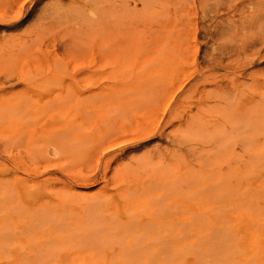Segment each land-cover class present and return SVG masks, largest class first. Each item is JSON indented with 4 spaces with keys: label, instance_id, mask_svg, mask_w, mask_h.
Returning <instances> with one entry per match:
<instances>
[{
    "label": "rangeland",
    "instance_id": "374dc122",
    "mask_svg": "<svg viewBox=\"0 0 264 264\" xmlns=\"http://www.w3.org/2000/svg\"><path fill=\"white\" fill-rule=\"evenodd\" d=\"M45 3H48L47 0L37 2L34 11L28 12L24 17L29 0H0V25L4 26L0 29V47H5L9 41H15L12 44L17 52L16 58H13L12 62L9 61V64L0 63V118H3L0 119V190L5 188V191L2 190L3 198L0 197V236L2 229L5 232L4 239H1L0 254L6 257L1 259L0 264H23L24 260L29 261L31 257L33 264H41L43 260L49 264H108V261L113 264V259L119 257L123 262L131 263L136 259L133 262L139 263L146 258H160V255L173 258L172 264H225V261L227 264L234 261L233 264H239L241 260V264H264V123H259L261 126L258 123L240 126L237 140L232 141L233 143L228 140L219 143L220 150L214 148L213 144L216 143L194 141L181 138L178 133H166L174 129V126L193 110L194 95L187 93L181 102L176 100L180 96L179 93L184 92L197 78L204 63V39L199 32L201 12L152 13L150 16L156 14L157 18L149 17L139 22L137 29H134L137 31L130 32L133 36L128 35L133 37H129V43L126 31L118 29L116 24L113 25V19H108L111 23V26L107 24L109 27L106 25L108 22L104 23L103 19L108 16L106 13L99 17V29L97 25L89 26L90 29L94 28L91 30L95 31V37L94 31L90 32L87 26L90 36L87 33L82 35L84 39L81 36L77 38V42L70 43L62 35L64 31L53 30L52 34L50 31H38L33 34L30 32L41 30V23L45 21L48 13L41 11ZM45 13L46 15H43ZM86 13L87 18H95ZM85 16L82 13L78 20L87 22ZM21 18L24 20L20 21ZM63 24L69 25V22ZM100 29L104 31V35H101L103 31L100 34ZM97 31L99 33H96ZM81 41H84L83 44ZM29 42L31 44L28 45ZM20 44L25 47L18 53ZM105 47H110V50ZM162 52L164 54H161ZM154 61L157 63H152ZM211 72L225 73L215 69ZM205 74L209 75V79L213 78L209 72ZM145 79L147 81L143 83ZM149 83L153 87L150 86L149 89L148 86L147 89L153 95L144 92V85ZM141 86L144 91L139 89H142ZM135 91H140V94ZM143 92L150 96H145ZM136 94H139V97L144 95L142 99L139 98L140 102L138 96H134ZM7 108L10 110L7 111ZM22 110L24 113H21ZM209 114L207 119L211 121ZM40 116L47 120L45 124H42ZM252 133L254 135L251 137ZM157 172L158 174H155ZM153 175L158 176V179L159 175L163 176H160L159 184L158 180L152 179ZM231 179L237 182L236 191L235 188L226 186V182ZM167 180L175 185L172 186L171 208L164 209L166 214L173 216L179 231L174 239L175 252L168 251L166 254L167 251L164 250L160 254L148 253L145 248H140L141 242L148 239L147 236L145 233L137 235V232H134L136 237L133 230L142 225L148 227L147 216L149 209L156 204L155 196L163 193L164 189L171 188V185L166 183ZM214 181L217 183L214 184ZM141 183L145 185L139 191L137 186ZM154 185L157 188H154ZM217 188L219 191H216ZM220 191L223 193H219ZM216 193L218 195H215ZM96 197L98 198L95 199ZM80 204L88 207L91 204L90 207L95 206V209L97 207V210H101L97 213L92 208L91 212L96 220L93 216L90 220L89 214L86 221L93 222L88 223L92 232L87 231L85 234L87 237L92 234L95 243L89 237L85 247L80 242L75 246L70 242L71 239H63L62 247L56 251L60 244L56 247V243L51 241L54 243L51 246V242L48 241V244L46 239L58 238L71 232L72 223L76 226L79 224L77 210ZM3 205L7 209L2 211L5 209ZM68 206H73V209L69 210ZM33 211L44 213L45 218H42L43 215L40 219L38 217L37 222L35 221L36 227L32 225L35 231L30 234L32 237L29 244L26 245L24 240H21V244H25H22L23 247L20 246V240L17 242L15 238H26V213ZM74 217L78 222L72 221ZM22 219L26 224L21 222ZM99 220H102L100 224ZM132 220L134 224L136 222L135 226ZM111 221L114 223H110ZM105 222L106 230L103 227ZM95 223L98 231L95 229ZM75 225L73 224V228ZM121 226L124 229H121ZM120 230L123 231L117 232ZM63 231L64 233H61ZM126 236L131 239L130 246L126 243ZM66 242L72 243L73 246ZM63 243L68 248H65ZM44 244L48 245V248ZM41 246L45 250L41 252L43 256L40 253ZM28 247L30 254L28 253L26 258ZM33 249L37 250V257L31 253ZM49 249L51 253H48ZM126 255L132 257V260L128 256L125 259ZM11 257L14 258L13 261ZM34 259L38 261L34 262Z\"/></svg>",
    "mask_w": 264,
    "mask_h": 264
},
{
    "label": "bare ground",
    "instance_id": "6f19581e",
    "mask_svg": "<svg viewBox=\"0 0 264 264\" xmlns=\"http://www.w3.org/2000/svg\"><path fill=\"white\" fill-rule=\"evenodd\" d=\"M43 2L44 0H29V5L26 7L25 9V15H23L24 17L27 15L28 12H32L35 9V4L37 2ZM48 3H45L41 9L42 12H48L47 15L46 13L43 15H46L45 17V21H43V23H41L39 21V24L41 23V30H30V32L33 33H37L38 31H53V30H57V32H61L64 31L62 33V35H64L66 37L67 40L70 41V43H73L74 41L77 42V38L81 37L82 35L87 34L91 29L90 27H94L95 25H97L96 27L98 28V25L101 24L99 17L102 14H108L107 17H105V19H103L104 23L108 22V19H113V21H115V23H112L113 25H115L118 29H121L123 31H126L127 37L128 35H130L131 33H134L135 28L137 29V25L139 22L143 21V19H147V18H153L156 16L152 15L150 16L152 13H156V12H201V23H200V28H199V32L200 35L203 36L204 42L203 47L205 49V58H204V63L202 65V67L200 68V71L197 75V78L191 83L189 84V86L187 87V89L182 92L181 94L179 93L180 96H178L177 98V102H181L182 99L184 98V96L186 97L187 93L194 95V99H193V110L191 109L187 115H185L182 118V121L180 123H178L176 126H174L175 128L172 129L171 131L166 132L167 135H171L174 133H178L179 137L181 138H187V139H193L195 140H201V141H208V142H212V143H216L213 144L215 149H221L219 146V143H224L227 140L228 141H236L237 140V134L240 133L239 132V128L240 126H244V124L248 125V124H254V123H264V0H47ZM41 5V4H40ZM85 12L89 13L87 14L88 16H92L95 18L89 19L90 17H86L85 16ZM84 14V18H87L89 20L86 19L87 22H82L79 21L78 18L81 16V14ZM83 16V15H82ZM22 17V18H24ZM163 17V16H162ZM24 20V19H22ZM83 18V17H82ZM103 18V17H102ZM157 18V17H155ZM107 19V21H106ZM41 20V19H40ZM44 20V19H43ZM154 20V19H153ZM20 21H17V23H19ZM69 22V25H65L63 23ZM156 22V21H155ZM103 23V26H104ZM63 24V25H62ZM110 25L111 23L108 22L106 23V25ZM38 25V24H37ZM62 25V26H61ZM105 25V26H106ZM107 25V26H108ZM32 26V24H31ZM88 26V28H86ZM90 26V27H89ZM102 26V25H101ZM104 26V28H105ZM111 26V25H110ZM3 25H0V29H3ZM26 27V26H25ZM64 29H63V28ZM109 27V26H108ZM102 28V29H104ZM107 28V27H106ZM113 28V27H112ZM142 28V27H141ZM99 29V28H98ZM140 29V28H139ZM23 30V29H22ZM89 30V31H88ZM134 30V31H132ZM94 30H91L90 32H92ZM103 30L100 29V34ZM117 31V29H116ZM89 32V33H90ZM131 32V33H130ZM24 33V32H23ZM88 33V34H89ZM96 33H99L98 31ZM105 33H107V31H105ZM118 33V32H117ZM136 33V32H135ZM27 34V33H26ZM39 34V33H38ZM52 34V32H51ZM123 34V33H122ZM170 34V33H169ZM45 35V34H44ZM97 35V34H96ZM99 35V34H98ZM104 35V31L103 34ZM133 36V34H131ZM137 35V34H136ZM171 35V34H170ZM41 36V35H37ZM90 36V34H89ZM108 36V35H107ZM106 36V37H107ZM117 36V40H118V34H116ZM36 37V39H37ZM84 36H82L83 38ZM94 37H95V31H94ZM123 37V36H122ZM130 37V36H129ZM129 37L127 38V40L129 39ZM140 37V36H139ZM86 38V37H85ZM91 38V37H90ZM97 38V36H96ZM99 38V37H98ZM103 38V37H102ZM101 38V39H102ZM131 39L133 37H130ZM2 39H4V37H2ZM76 39V40H75ZM84 39V38H83ZM25 40V38H24ZM34 40V37H33ZM92 40V39H91ZM100 40V39H99ZM30 41V40H29ZM37 41V40H36ZM87 41V40H86ZM141 41V40H140ZM169 41V40H168ZM15 42V41H14ZM14 42H12L14 44ZM32 42V40H31ZM39 42V40H38ZM82 44L84 41H81ZM9 41V44L6 45L5 47H0V63H7L9 64V61L12 62L11 60H13V58H16L17 56V52H15L16 50L14 49V45ZM67 43H69L67 41ZM103 43V42H102ZM129 43V40H128ZM31 44L30 42L28 43V45ZM78 44V43H77ZM89 44V43H87ZM131 44V43H130ZM23 44H20L19 47L17 48V51L19 53H21V49L25 46L22 47ZM75 45V46H74ZM73 46L76 47V44H74ZM86 45V44H85ZM116 45H118V42H116ZM152 45V44H151ZM67 46V45H66ZM69 46V44H68ZM67 46V47H68ZM78 46V45H77ZM84 46V45H83ZM103 46V45H102ZM101 46V47H102ZM106 46V45H105ZM120 46V45H119ZM30 47V46H29ZM28 48V47H27ZM80 48V47H79ZM103 48V47H102ZM107 47H105L106 49ZM110 48V47H109ZM107 48V49H109ZM119 48V47H117ZM29 49V48H28ZM66 49V47H65ZM68 49L70 50V48L68 47ZM76 49V48H75ZM40 50V49H39ZM101 50V49H100ZM99 50V51H100ZM110 50V49H109ZM26 51V50H23ZM22 51V52H23ZM104 52V50H102ZM106 51V50H105ZM145 51V50H144ZM163 51V50H162ZM101 52V51H100ZM130 52V51H129ZM146 52V51H145ZM203 52V53H204ZM33 53V52H32ZM27 54V53H26ZM103 54V53H102ZM137 54V53H136ZM161 54H164L163 52ZM124 55V54H123ZM130 55V54H129ZM140 55V53H139ZM28 56V55H27ZM105 56V55H104ZM122 56V55H121ZM125 57V56H124ZM129 57V56H128ZM156 58V57H155ZM125 59V58H124ZM133 59V58H132ZM57 61V60H56ZM129 61V60H128ZM18 62V61H17ZM58 62V61H57ZM154 64V62H152ZM148 65V64H147ZM151 66V65H150ZM6 67V66H5ZM9 67V66H8ZM63 68V67H62ZM149 69V68H148ZM217 70V71H225V73L223 74H215L213 72H211V70ZM130 71V70H129ZM6 72V71H5ZM206 72H209V74L213 75L212 79H209V75L205 74ZM15 73V72H14ZM12 74V73H11ZM10 74V75H11ZM161 76V75H160ZM153 77V76H152ZM7 79V77H6ZM206 79V82L204 83V80ZM146 79L145 82L146 83ZM151 82V81H150ZM249 82V83H247ZM158 83V82H157ZM160 84V83H159ZM141 85V84H140ZM247 85V86H245ZM144 86H146V88L143 90V86L142 89L139 88L140 90H143L145 93L148 92L150 93V91L147 89V87L150 86L153 87L152 85L149 84H145ZM69 87V86H68ZM151 90L153 91V88H151ZM117 92V91H116ZM130 92V91H129ZM134 92V91H133ZM138 92V91H135ZM143 92V93H144ZM70 93V92H69ZM128 93V92H127ZM131 93V92H130ZM140 94V91L138 92ZM145 96H150L145 94ZM129 94V93H128ZM135 94V93H134ZM139 94L134 95L135 97H137L138 99H142L143 98V94L142 96L139 97ZM99 95V94H98ZM104 95V94H103ZM153 95V94H151ZM130 96V94L128 95ZM158 96V95H157ZM162 96V95H161ZM65 97V96H64ZM63 97V98H64ZM133 97V96H132ZM135 97H134V102H135ZM147 97H144L145 99ZM12 98V97H11ZM23 98V97H22ZM95 98V97H94ZM136 98V101H137ZM139 99V102H140ZM151 99V97H150ZM149 99V100H150ZM86 100V98H85ZM106 100V99H105ZM152 100V99H151ZM52 101V100H51ZM147 101V100H146ZM175 101V99H174ZM48 102V101H47ZM126 102V100H125ZM138 103V102H137ZM136 103V104H137ZM148 103V101H147ZM52 104V103H51ZM132 104V103H131ZM135 104V103H134ZM139 104V103H138ZM149 104V103H148ZM153 104V103H152ZM173 104V102L171 103ZM44 105V104H43ZM96 105V104H95ZM130 105V103H129ZM10 106V105H9ZM81 106V105H80ZM97 106V105H96ZM139 106V105H137ZM148 106V105H147ZM171 106V105H170ZM49 107V106H48ZM86 107V106H85ZM121 107V106H120ZM14 108V107H13ZM81 108V107H80ZM89 108V106L87 107ZM140 108V107H139ZM171 108V107H170ZM1 109V108H0ZM12 109V108H11ZM169 109V108H168ZM2 110V109H1ZM5 110V109H4ZM10 109L7 108V111H9ZM46 110V109H45ZM78 110V109H77ZM121 110V109H120ZM143 110V109H142ZM6 111V110H5ZM21 111V109H20ZM140 111V110H139ZM169 111V110H168ZM12 112V111H11ZM45 112V111H44ZM134 112V111H133ZM4 113V112H3ZM13 113V112H12ZM16 113V112H15ZM21 113H24L23 110ZM117 113V112H116ZM208 113H210L209 115L212 117V120H208L207 116ZM5 114V113H4ZM18 114V113H17ZM26 114V113H25ZM90 114V113H89ZM170 114V113H169ZM1 115V113H0ZM6 115V114H5ZM12 115V114H11ZM19 115V114H18ZM3 116V115H2ZM13 116V115H12ZM11 116V117H12ZM17 116V115H14ZM43 116V115H42ZM40 116V117H42ZM45 116V115H44ZM171 116V115H170ZM169 116V117H170ZM6 117V116H5ZM10 117V115L8 116ZM20 117V116H19ZM30 117V116H29ZM46 117V116H45ZM108 117V116H107ZM114 118V117H112ZM0 119H3L2 117ZM12 119V118H11ZM17 119V118H16ZM22 119V118H21ZM20 119V120H21ZM45 118L42 117L41 118V122L42 124H45L44 120ZM9 120V119H8ZM39 120V119H38ZM117 120V118H116ZM7 121V120H6ZM15 121V120H14ZM25 121V120H24ZM116 122V121H115ZM23 123V122H22ZM91 123V122H90ZM104 123V122H103ZM41 124V125H42ZM106 123H104L105 125ZM112 124V123H111ZM257 124V125H258ZM259 124V125H260ZM115 125V124H113ZM263 125V124H262ZM255 126V125H253ZM261 126V125H260ZM247 127V126H246ZM245 127V128H246ZM257 127V126H255ZM259 127V126H258ZM264 127V126H263ZM262 128V127H261ZM248 129V128H247ZM243 131V129H240V131ZM112 131V130H111ZM241 131V132H242ZM257 132V131H256ZM264 132V131H263ZM61 133V132H60ZM177 134V135H178ZM242 134V133H241ZM245 134V131H244ZM243 134V135H244ZM61 135V134H60ZM175 135V134H174ZM254 135L253 133L250 134ZM23 136V135H20ZM71 136V135H70ZM245 136V135H244ZM43 137V136H42ZM58 137V136H57ZM62 137V136H59ZM58 137V138H59ZM64 137V136H63ZM62 137V138H63ZM252 137V136H251ZM256 137V136H255ZM50 138V137H49ZM66 138V137H64ZM180 138V139H181ZM240 138V137H238ZM243 138V137H242ZM37 139V138H36ZM61 139V138H60ZM176 139V138H175ZM179 139V138H178ZM246 139V137H245ZM182 140V139H181ZM52 141V140H51ZM55 141V140H54ZM69 142V140H67ZM227 141V142H228ZM67 142V143H68ZM176 142V141H175ZM183 142V141H181ZM229 142V143H231ZM244 142V141H243ZM10 143V142H9ZM46 143V142H45ZM59 143V142H58ZM57 143V144H58ZM64 145L67 146V144H65L64 142H62ZM78 143V142H76ZM185 143V142H184ZM206 143V142H205ZM233 143V142H232ZM254 143V142H253ZM60 144V143H59ZM86 144V143H85ZM251 144V143H250ZM44 145V144H43ZM212 145V146H213ZM226 146V144H224ZM36 146V145H35ZM60 146H62L60 144ZM59 146V147H60ZM76 146V145H74ZM78 146V145H77ZM244 146V145H243ZM251 146V145H250ZM41 147V146H39ZM44 148V147H43ZM62 148V147H61ZM68 148V147H67ZM222 148H224V146H222ZM226 148V147H225ZM35 149V148H34ZM45 149V148H44ZM84 150V149H83ZM157 150V149H155ZM190 150V149H189ZM65 151V150H64ZM71 151V150H70ZM172 151V150H171ZM228 151V150H227ZM231 151V150H230ZM232 151H234L232 149ZM42 152V151H41ZM61 152V151H60ZM68 152V151H67ZM160 153V152H159ZM178 153V152H177ZM219 153V152H218ZM251 153V152H250ZM79 154V153H78ZM199 154V153H198ZM206 154V152H205ZM245 154V153H244ZM59 155V154H58ZM251 155V154H250ZM167 156V155H166ZM83 157V156H82ZM149 157V156H148ZM33 158V157H32ZM247 158V157H246ZM253 158V157H252ZM248 159V158H247ZM34 160V159H33ZM36 160V159H35ZM137 160V159H136ZM173 162V160H171ZM69 162V161H68ZM138 162V161H137ZM141 162V161H140ZM177 162V161H176ZM194 162V161H193ZM220 162V161H219ZM184 163V162H183ZM211 163V162H210ZM151 164V163H150ZM178 164V162H177ZM183 165V164H182ZM250 165V164H249ZM136 166V165H135ZM173 166V165H172ZM171 166V167H172ZM146 167V166H145ZM149 167V166H148ZM166 167V166H165ZM120 168V167H119ZM193 168V167H192ZM50 169V168H49ZM143 169V168H142ZM184 169H187V167ZM118 170V169H117ZM115 170V173L116 171ZM123 170V169H122ZM126 171V170H125ZM154 171V170H152ZM170 171V170H169ZM193 171V170H192ZM135 172V171H134ZM175 173V172H174ZM127 174V172H126ZM125 174V175H126ZM133 174V173H132ZM155 174H158L155 173ZM235 174V173H233ZM128 175V174H127ZM150 175V174H149ZM152 175V173H151ZM178 175V174H177ZM240 175V174H239ZM159 175V179H160ZM229 176V175H228ZM235 176H238L235 174ZM163 177V176H162ZM196 177V176H195ZM232 177V176H231ZM152 178V177H151ZM155 178V179H154ZM169 178V176L167 177ZM191 178V177H190ZM209 178V177H208ZM219 178V177H218ZM237 178V177H236ZM155 181L158 180V184H159V179L158 176L153 178ZM170 179V178H169ZM183 179V178H181ZM216 179V178H215ZM220 179V178H219ZM228 179V178H227ZM239 179V178H238ZM172 180V179H171ZM226 180V179H225ZM5 181V180H4ZM83 181V180H82ZM140 181V180H139ZM154 181V182H155ZM198 181V180H197ZM217 181V179H216ZM216 181H214V184L217 183ZM227 181V180H226ZM138 182V181H137ZM170 181L167 180L166 183H169ZM223 182V181H222ZM221 182V183H222ZM229 182V183H228ZM228 182H226V186L227 187H233L235 188L237 185V182H235L233 179H231L230 181L228 180ZM139 183V182H138ZM149 183V182H148ZM228 183V184H227ZM82 184V183H81ZM156 184V182H155ZM162 184V183H161ZM170 184V183H169ZM167 184V185H169ZM173 184L174 183V178H173ZM212 184V183H211ZM210 184V185H211ZM225 184V182H224ZM145 183H141V185L137 186V189H139V191H141L140 189H143ZM153 185V184H152ZM171 185V186H170ZM169 186L171 188H167L164 189L163 193H160L158 195L155 196L156 198V204L154 206H152L149 209L148 212V216H147V221H146V225H148V227H138L136 230H133V234H135V236L137 237L138 234H143L145 233V235L147 236L148 239H145L144 241L141 242L140 244V248L142 249L145 248L147 250L148 253H155V254H160L162 252H164V250H166L167 252H165L166 254H168V251L170 252H175V243H174V239L176 237V235H178L179 231L176 227V223L175 220L173 219V216L171 214H166V212L164 211L165 208L170 207V203L172 201V197H173V190H172V184H170ZM1 186V185H0ZM9 186V185H8ZM175 186V185H174ZM173 186V187H174ZM180 186V185H179ZM222 186V184H221ZM5 187V185H4ZM149 187V186H147ZM156 187V185H154V188ZM164 187V186H163ZM204 187V186H203ZM3 188V187H2ZM7 188V187H6ZM146 188V187H145ZM153 188V187H152ZM157 188V187H156ZM159 188V187H158ZM220 188V187H219ZM1 189V188H0ZM5 191V188H3ZM2 189V190H3ZM128 189V188H127ZM150 189V187H149ZM221 189V188H220ZM226 189V188H225ZM232 189V188H231ZM0 190V197L1 195H4L3 191ZM148 190V189H147ZM163 190V189H162ZM175 190V189H174ZM207 190V189H206ZM223 190H224V186H223ZM216 191H219V189L217 188ZM231 191V190H230ZM229 191V193H231ZM232 191H234L232 189ZM236 191V188H235ZM10 192V191H9ZM128 192V191H127ZM143 192V191H142ZM141 192V193H142ZM228 192V189H227ZM7 193V192H6ZM134 193V192H133ZM205 193V192H204ZM208 193V192H207ZM219 193H223V191L219 192ZM228 193V194H229ZM236 193V192H235ZM225 194V191H224ZM10 195V193H9ZM195 195V193H194ZM215 195H218L217 193ZM222 195V194H221ZM71 196V195H69ZM99 196V195H98ZM154 196V195H152ZM226 196V195H225ZM78 197V196H77ZM82 197V196H81ZM3 198V197H1ZM12 198V197H10ZM14 198V196H13ZM74 198V197H73ZM76 198V196H75ZM86 198V197H85ZM98 197H96L95 199H97ZM105 198V197H104ZM217 198V197H216ZM220 198V197H219ZM80 199V198H79ZM79 199H76L79 200ZM82 199V198H81ZM92 201V198H90ZM153 199V197H152ZM69 200L71 201L70 197ZM75 200V199H74ZM83 200V199H82ZM81 200V201H82ZM105 199H102V201ZM217 200V199H216ZM228 199H226L227 201ZM3 200V204H4ZM67 201V200H66ZM69 201V202H70ZM86 201V199H85ZM100 201V199H99ZM233 201V200H232ZM2 202V200H1ZM107 202V201H106ZM224 202V200H223ZM6 203V202H5ZM92 203V202H91ZM155 203V202H154ZM228 203V202H227ZM2 204V203H1ZM17 204V203H16ZM96 204V202H95ZM102 204V203H101ZM11 205V204H10ZM87 205H88V201H87ZM91 205V204H90ZM89 207L84 205V204H80L78 206L79 210V224L76 226L75 223H72V228H73V224L75 225L73 230L70 229L71 232H68L64 235H60L58 236V238L56 237H48L46 239V242L48 243L53 241L56 243V247L57 245L60 246L56 248V251H58V248H61L62 246V241L63 239H71L70 242H73V244L75 246H78L79 244H76L77 242H80L81 245H83L85 247V244L87 241H89V237L91 238V240H95L92 239V234H90V236H86L85 232L89 231V233L92 232V229L90 228L91 225H88L93 223L92 221H88V223H86L87 218L90 214V220L92 218V214L93 212H91V209L93 208V210L97 211V213H99V211L101 210H97V207L95 209V206L93 207ZM94 205V204H93ZM103 205V204H102ZM101 205V206H102ZM5 206V205H3ZM100 206V205H97ZM104 206V205H103ZM16 208V206H15ZM36 208V207H35ZM48 208V207H47ZM77 208V209H78ZM103 208V207H101ZM171 208V207H170ZM169 208V209H170ZM2 209V208H1ZM6 206L5 209L6 210ZM13 209V206H12ZM69 210L73 209V206L70 207L68 206ZM129 209V208H128ZM175 209V208H174ZM173 209V210H174ZM9 210V209H8ZM40 210V209H38ZM48 210V209H47ZM15 211V210H14ZM28 211V210H27ZM42 211L44 212V209H42ZM49 211V210H48ZM47 211V212H48ZM76 211V209L74 210ZM167 211V210H166ZM13 212V211H12ZM39 212V211H38ZM45 212V213H47ZM71 212V211H70ZM113 212V211H112ZM19 213V211L17 212ZM106 213V212H105ZM103 213V214H105ZM22 214V213H21ZM37 211H33L30 212L29 214L26 213L27 216V220H28V226L26 228L25 234L24 236L26 237L24 238H20V237H16L15 240H17V242H19L20 240V244H21V240H24V242L26 243V245L29 244V242L31 241L30 237H32V235H30L32 233V231L34 230L32 225L37 222V219L39 217L42 216V218L44 217V213H40L38 214ZM69 214V213H68ZM72 214V212H71ZM115 214V213H114ZM25 215V214H24ZM24 215H22V217H24ZM47 215V214H45ZM53 215V214H52ZM51 215V216H52ZM74 215V214H73ZM107 215V214H106ZM118 215V214H117ZM110 216V215H109ZM129 216V215H128ZM6 217V216H5ZM47 217V216H46ZM56 217V216H55ZM76 217V216H75ZM73 218L72 221H76V218ZM95 218V216H93ZM8 218V217H7ZM45 218V217H44ZM52 218V217H51ZM50 218V219H51ZM98 218H99V214H98ZM101 218H103V215L101 216ZM65 219V218H64ZM178 219V218H177ZM26 220V218H25ZM59 220V219H58ZM71 220H69V223L71 222ZM94 220V219H93ZM96 220V218H95ZM105 220V219H104ZM116 220V218H115ZM120 219H117V221ZM36 221V222H35ZM49 221V220H48ZM62 221V220H61ZM64 221V220H63ZM102 221V220H101ZM100 220L98 221L99 224L101 222ZM116 221V222H117ZM22 223L24 222L23 219L21 221ZM43 222V221H42ZM78 222V220H77ZM25 223V222H24ZM62 223V222H61ZM60 223V225H61ZM104 223V221L102 222ZM109 223V220H108ZM110 223H114V221H111ZM119 223L121 224V221H119ZM129 223V222H127ZM26 224V223H25ZM41 223H39L40 225ZM95 223V227H96ZM132 224L133 220H132ZM37 225V224H36ZM103 225V224H102ZM128 225V224H127ZM136 225V222L134 224V226ZM101 226V225H100ZM112 226V224H111ZM1 227V226H0ZM36 227V226H35ZM102 227V226H101ZM99 227V228H101ZM103 227L106 230V222H105V226L103 225ZM116 227V224H115ZM59 229V227H57ZM131 227H129L128 230H130ZM12 229V228H11ZM52 229V228H51ZM95 229L98 228L96 227ZM94 229V230H95ZM121 229H124L121 226ZM2 236H0V244H2V240L4 239V229H2ZM23 230V229H22ZM25 230V229H24ZM93 230V233L95 232ZM103 230V228H102ZM20 232V230H17ZM35 231V230H34ZM46 231V230H45ZM52 231V230H51ZM50 231V232H51ZM60 231V230H59ZM65 231V230H64ZM61 232V233H64ZM96 231V233H97ZM110 231V229H109ZM123 230L117 231V232H122ZM48 232V230H47ZM115 232V233H117ZM137 232V235L136 233ZM18 233V232H17ZM88 233V235H89ZM104 233V232H103ZM124 233V232H123ZM23 234V233H22ZM33 234V233H32ZM57 234V233H56ZM122 234V233H121ZM120 234V235H121ZM125 234V233H124ZM6 235V234H5ZM15 235V234H13ZM55 235V234H54ZM97 235V234H96ZM127 235V234H126ZM130 235V234H129ZM10 236V235H7ZM12 236V235H11ZM10 236V237H11ZM18 236V235H17ZM23 236V235H22ZM34 236V235H33ZM128 236V235H127ZM126 236V237H127ZM144 236V238L146 237ZM72 237V238H71ZM95 237V235H94ZM100 237V236H99ZM125 237V238H126ZM131 237V236H130ZM96 238H98V236H96ZM110 238V237H109ZM117 238V237H116ZM2 239V240H1ZM28 239V240H27ZM44 239V238H43ZM106 239V238H105ZM112 239V238H111ZM126 243L130 246L131 245V239L129 237L126 238ZM11 240V239H10ZM26 240L28 242H26ZM107 240H108V236H107ZM121 240V239H119ZM134 240V239H133ZM140 240V238L138 239ZM96 241V240H95ZM114 241V239H113ZM116 241V240H115ZM135 241V240H134ZM151 241V244H150ZM4 242V241H3ZM14 242V241H12ZM16 242V241H15ZM24 242H22L23 245ZM64 242V241H63ZM67 243V244H71L72 243ZM84 242V244H82ZM94 242V241H93ZM105 242V240H104ZM106 245L108 246V241H106ZM28 243V244H27ZM45 243V242H44ZM95 243V242H94ZM136 243V242H135ZM229 243V242H228ZM233 243V242H232ZM8 244V243H7ZM5 244V245H7ZM20 246H23V245ZM31 244V243H30ZM49 244V243H48ZM54 243H50L51 246H53ZM100 244V243H99ZM119 244V242H118ZM138 244V241H137ZM12 245V244H11ZM45 245V244H44ZM64 245V243H63ZM70 245V246H71ZM120 245V244H119ZM121 245H123L121 243ZM46 247L48 245H45ZM55 246V245H54ZM65 248L68 246L64 245ZM73 246V245H72ZM137 246V245H136ZM24 247V246H23ZM101 247V246H100ZM105 247V246H104ZM138 247V246H137ZM137 247H134L137 249ZM1 248V247H0ZM21 248V247H20ZM29 250H25L28 251L25 254V257L28 258V253L30 254V247H28ZM32 248V247H31ZM40 248H42L40 250L41 252H44V248L41 246ZM48 248V247H47ZM51 248V247H49ZM70 248V247H69ZM74 248V247H73ZM81 248V246H80ZM88 248V244L87 247ZM126 248V247H125ZM14 249V248H13ZM22 249V248H21ZM72 249V248H71ZM127 249V248H126ZM1 250V249H0ZM12 250V249H11ZM15 250V249H14ZM24 250V249H23ZM39 250V249H38ZM44 250V251H42ZM53 250V249H52ZM60 250V249H59ZM99 250V249H97ZM111 250V249H110ZM124 250V249H123ZM131 250V249H130ZM2 251V250H1ZM51 253V249L48 250V253ZM55 251V252H56ZM62 251V250H61ZM92 251V250H91ZM100 251V250H99ZM103 251V249L101 250ZM125 251V250H124ZM123 251V252H124ZM137 251V250H136ZM139 251V250H138ZM64 252V251H62ZM66 252V249H65ZM134 252V251H133ZM141 253V251H139ZM4 253V252H3ZM31 253L34 254V257H37V250L33 249L31 250ZM47 253V255H49ZM67 253V252H66ZM97 253V252H96ZM102 253V252H101ZM106 253V251H105ZM114 253V252H113ZM139 253V254H140ZM23 254V253H22ZM46 254V252H45ZM93 254V253H92ZM129 254V253H128ZM1 255V254H0ZM42 255V253H41ZM45 255V257L47 256ZM52 255V254H50ZM124 255V254H123ZM130 255H132V253H130ZM145 254H143L144 256ZM153 255V254H152ZM8 256V254H7ZM24 256V255H23ZM40 256V255H39ZM43 256V255H42ZM56 256V255H55ZM69 256V255H67ZM81 256V255H80ZM113 256V255H112ZM122 256V255H121ZM127 256L125 257V259H127ZM133 256V255H132ZM136 256V254H135ZM142 256V257H143ZM146 256V255H145ZM154 256V255H153ZM171 256V255H170ZM223 256V254H222ZM2 257V255H1ZM10 257V255L8 256ZM49 257V256H48ZM116 257V256H114ZM130 257V256H128ZM151 257V254H150ZM168 256L166 255H160V258L157 259H144L142 261H139V263L133 262L135 261L134 259L132 260L131 258V263L130 262H123L121 261L119 258H116V260L113 259V264L114 262L116 264H132V263H136V264H172L173 263V258H167ZM230 257V256H229ZM6 258V257H5ZM4 255L2 258H0V261H2L1 259H5ZM12 258V257H11ZM32 258V257H31ZM29 258V261L32 263V259ZM50 258V257H49ZM154 258H156V256H154ZM14 258H12L13 261ZM45 259V258H43ZM124 259V256L123 258ZM231 259V258H230ZM21 260V259H20ZM37 259H34V262ZM84 260V259H83ZM93 260V259H92ZM110 260V258H109ZM236 260V259H235ZM16 262V260H14ZM25 261V262H24ZM22 263L24 264H29V261L24 260ZM38 261V260H37ZM71 261V259H70ZM102 261V260H101ZM223 261V259H222ZM231 261V260H230ZM19 262V261H18ZM88 262V259H85V263ZM112 262V259H111ZM235 262V261H234ZM233 262V263H234ZM4 263V262H3ZM2 263V264H3ZM6 263V260H5ZM30 263V264H31ZM49 264V263H45L44 260L41 264ZM70 263V262H69ZM81 263V262H80ZM222 263V262H221ZM232 263V264H233ZM242 263V260L240 261L239 264ZM9 264V262L7 263ZM12 264V263H11ZM18 264V263H17ZM33 264V263H32ZM36 264V263H35ZM89 264V263H88ZM91 264H94V262H91ZM98 264V263H97ZM100 264V263H99ZM106 264V263H105ZM108 264L109 261H108ZM112 264V263H111ZM224 264V262H223ZM225 264H227V261H225ZM238 264V263H236ZM248 264V263H247Z\"/></svg>",
    "mask_w": 264,
    "mask_h": 264
}]
</instances>
